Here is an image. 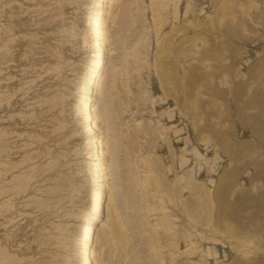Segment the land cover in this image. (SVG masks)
I'll list each match as a JSON object with an SVG mask.
<instances>
[{
  "label": "rangeland",
  "instance_id": "obj_1",
  "mask_svg": "<svg viewBox=\"0 0 264 264\" xmlns=\"http://www.w3.org/2000/svg\"><path fill=\"white\" fill-rule=\"evenodd\" d=\"M98 1L0 0V264H83L92 228V264H264V135L238 126L264 110V0H110L93 223Z\"/></svg>",
  "mask_w": 264,
  "mask_h": 264
},
{
  "label": "bare ground",
  "instance_id": "obj_2",
  "mask_svg": "<svg viewBox=\"0 0 264 264\" xmlns=\"http://www.w3.org/2000/svg\"><path fill=\"white\" fill-rule=\"evenodd\" d=\"M98 2H99V4L96 5V7H95V9H94L93 13L91 14L89 21H88L89 31H90V35H89L90 44H91V48L97 52V57L95 58V60L93 62L91 71H90L88 78L86 80L85 95H84L83 99L80 100L79 105H78V112L82 115L83 119L87 121L86 131L91 133V146H92V148L89 152L90 153L89 154V165L93 168L94 177L96 179L95 180L96 181V185H95L96 186L95 187L96 192H95V197H94V203L92 205V207L96 208V214L94 215L93 223L97 222L100 219V214H102L104 211H107V207L109 206L108 204H107L108 206L106 205L107 207L103 206V198H104L103 197V192H104V173H103V171L106 170V166L103 165V163H100L99 142L94 138L95 132L98 129V116H97V114H95L96 116L92 115L91 111L94 110L93 108H95V106L93 107V105H94L93 104V94H94V92L96 90V86L100 80V75H101L100 71L102 69V65L104 62V51L106 50L108 43H109L107 37L105 36L106 34H104L105 32L102 31V25H103V21H105L104 18L110 13L112 1H110V0H99ZM114 2H116V1H114ZM110 17H112V16H110ZM110 20H112V19L110 18ZM160 73H163V72H160ZM101 118L103 119V117H101ZM106 213H103V214L107 215V217H108L109 215ZM97 227H98V225H97ZM109 232H110V229H109ZM96 234H97V231H95V229L92 228V230L89 232L86 243L83 244L81 247V251L79 252V260L83 264H92V260H91L92 255L90 254V246L94 243V241H96ZM103 235H104V232H103Z\"/></svg>",
  "mask_w": 264,
  "mask_h": 264
},
{
  "label": "crops",
  "instance_id": "obj_3",
  "mask_svg": "<svg viewBox=\"0 0 264 264\" xmlns=\"http://www.w3.org/2000/svg\"><path fill=\"white\" fill-rule=\"evenodd\" d=\"M262 111L264 113V110H262L258 104L251 103L250 105L247 104L242 106V108L238 111V126L242 131L241 134L250 137H262L264 135V124L262 123L264 121V115H260ZM254 143V139L247 138L243 139L241 142L242 146L247 144L246 146L249 147V149L247 148L248 150H246L245 155L249 154L251 160L257 158L259 154L258 146H253ZM241 155L243 156V149L242 152H237L236 158H239ZM261 162L264 164V159L261 160Z\"/></svg>",
  "mask_w": 264,
  "mask_h": 264
}]
</instances>
